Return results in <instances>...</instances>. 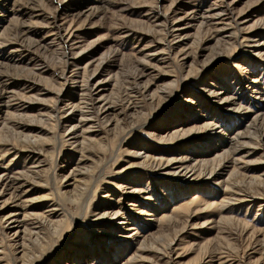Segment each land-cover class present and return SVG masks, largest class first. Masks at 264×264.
<instances>
[{
  "label": "rangeland",
  "instance_id": "1",
  "mask_svg": "<svg viewBox=\"0 0 264 264\" xmlns=\"http://www.w3.org/2000/svg\"><path fill=\"white\" fill-rule=\"evenodd\" d=\"M17 1L29 27L12 34L0 21V92L14 80L0 103V264H264L263 169L222 147L248 120L205 91L233 94L250 114L264 107V0H226L230 25L217 31V18L200 25L192 13L214 0L94 11L90 0ZM254 30L263 57L244 51ZM183 159L196 171L172 174Z\"/></svg>",
  "mask_w": 264,
  "mask_h": 264
},
{
  "label": "bare ground",
  "instance_id": "2",
  "mask_svg": "<svg viewBox=\"0 0 264 264\" xmlns=\"http://www.w3.org/2000/svg\"><path fill=\"white\" fill-rule=\"evenodd\" d=\"M33 1V0H32ZM102 2L104 3L105 0H90V4L86 5V9L88 11H94L98 8V6H93V5H100L102 4ZM106 3V2H105ZM18 4V5H17ZM19 1L17 0H0V21H6V22H9V21H13V24H14V28L12 29V34H16L17 32L19 33V29L20 27L18 26V24L21 26V27H26L28 26L25 22V18L24 16L22 18L20 17H16V15L20 12V11H24L26 10L25 7H22L19 5ZM210 5V4H209ZM14 7L17 9L14 10ZM227 7H229V2H227L226 0H214L212 1V4L210 6H206L204 8L202 7H194L195 9L192 11L193 15L195 16L193 19L196 20V21H199V24L200 25H204L208 22L209 19L211 18H217L218 21H216L214 23V27H215V31H217V27L218 25H224L225 21H226V26L227 25H230V22H229V18H223V16L226 15V11H227ZM61 10L59 7H57L54 11L55 15H58L60 14ZM62 13V12H61ZM10 14H12V16L10 17ZM32 14V13H31ZM30 14V15H31ZM54 15V16H55ZM63 15V14H60V16ZM50 16V15H49ZM58 18V17H57ZM29 19L32 20V16H29ZM29 21V20H28ZM217 22H220V23H217ZM29 23H32L31 21H29ZM57 23V22H56ZM63 26V24H60L56 26L55 30L57 31L56 32V35L58 36V38H60L59 40L62 41V45L64 46L63 49L66 48V50L68 52H71V48L73 47V45H75V43H73V39H72V33L69 34L70 31L67 32V30H65V32L63 34H60L59 31H60V27ZM29 27V26H28ZM177 28V25H175L174 23H166L165 26L162 28L163 30V40H166L168 39V34H170L169 38L172 37V33L174 32V30ZM212 29V28H211ZM28 31V30H27ZM26 33V32H25ZM162 33V32H161ZM262 32H257L256 30H254L250 35H247V34H242V43L244 44L245 48H244V51L247 52L248 54L252 53L251 55H253L254 57L258 58L259 56H262L261 54V47L263 45H260V43L256 42V44L252 43L253 39L255 37H259V36H262L261 34ZM11 34V35H12ZM19 35V34H18ZM25 35V34H24ZM236 35V34H235ZM23 36V34L21 35ZM28 37V36H26ZM0 38H1V33H0ZM13 38V37H12ZM16 38V37H15ZM6 39V38H5ZM26 39V38H25ZM7 40V39H6ZM1 41V39H0ZM167 41V40H166ZM21 43L25 42L24 41V37L20 40ZM170 41H167L166 43V49L167 51H170ZM39 43V42H38ZM59 43V42H58ZM0 44H2V42H0ZM33 44V43H32ZM45 44V43H44ZM43 44V45H44ZM3 45V44H2ZM27 46V45H26ZM50 47V46H49ZM44 48V47H43ZM46 48V47H45ZM47 49V48H46ZM29 50V49H28ZM40 50V49H39ZM61 50V49H60ZM1 54V53H0ZM63 54V53H62ZM66 55V54H65ZM2 56V55H1ZM232 57H236V55L233 53L231 55ZM263 57V56H262ZM30 58V56H29ZM264 58V57H263ZM31 59V58H30ZM29 59V60H30ZM64 60V59H63ZM67 64V63H66ZM17 66V65H16ZM66 68V67H65ZM64 68V69H65ZM237 69L239 71H242L243 69L238 66ZM65 72V70H64ZM4 75V74H3ZM7 75V74H6ZM64 73H62L61 76H63ZM1 76V75H0ZM78 76V75H77ZM7 79L6 81L7 82H4L2 81L3 85L2 87H5L6 91L9 89L10 85H7L8 83L10 84H14V80L12 78V76H8L7 75ZM5 78V77H3ZM69 78V77H68ZM72 78V77H71ZM73 79V78H72ZM78 79V78H77ZM74 80V79H73ZM30 81V80H29ZM82 82V81H81ZM84 82V80H83ZM33 83V82H32ZM31 83V84H32ZM78 83V81L76 82ZM74 84V83H73ZM253 84L255 85V89H256V94L259 95L262 90L261 86H256L258 83L257 81H253ZM27 84L25 83V86ZM29 85V84H28ZM60 85V84H59ZM86 85V84H85ZM84 85V86H85ZM33 86V85H31ZM88 86V85H87ZM86 86V87H87ZM27 87V86H26ZM90 93L91 95H93L95 101L94 102H99V104L101 105L102 102L101 100H99L97 97H95L94 95V92L96 91V89H94L93 86H90ZM81 88V87H80ZM64 89V85L62 84L60 86V88L58 89L59 93L58 94H55V97H58L59 98V95L61 94V92L63 91ZM87 89V88H86ZM89 90V89H87ZM5 91V90H4ZM3 92H0V103H3L4 100L6 99V96L10 93L7 92L6 93ZM208 95L210 96H214L216 98L215 100V103L217 104H225L224 106L227 108V107H230V110L231 112H239V114H241V119L242 120H245L247 119V124H244L243 125V129L240 131V130H235L234 133L232 135H230L229 133H224L223 134V137L222 139H224L225 141H223V144H222V147H225L227 145H232V144H235L233 149L231 150V153H233V157L234 159H232L233 161H235V163H239V162H242L243 164H247V167L249 166L250 168H253L255 170V165L258 166V169L262 168L263 169V173H264V107L263 108H260L258 109L257 112L253 113V114H250V110L242 107L241 103L236 99L234 98L233 94L229 93V94H226V93H220V94H217L216 92H214L213 90H211L210 88H208L207 90ZM255 92V91H254ZM234 93V92H232ZM7 94V95H6ZM6 95V96H5ZM84 95V94H83ZM85 96V95H84ZM256 96V95H255ZM57 98V99H58ZM83 99V98H82ZM259 99V98H258ZM261 99V98H260ZM87 102V101H86ZM39 104V103H38ZM94 105V103H93ZM89 106V105H88ZM88 108V107H87ZM83 110V109H82ZM82 113V112H81ZM83 116V117H82ZM92 115L90 113L88 114H81L80 115V120L81 122L82 121H88V118H90ZM210 127V126H208ZM210 131L212 132H217L219 133V129L217 127H213ZM249 139L250 140V144L253 145V142L255 140V143H254V146L255 148L257 149H260L261 151V162L259 163V165H263V166H259L257 164V161L254 159V160H251L250 159V156L254 153V151H252V149H249V146L251 145H247L245 143V141ZM240 144H243V145H240ZM228 154V153H227ZM223 156H219V159H222ZM250 164V165H248ZM245 167V166H244ZM159 168V167H158ZM194 171H196V168L193 166V167H190L189 164L187 163V160H180L176 163L175 165V170L174 172H172V174L174 175H179V176H184V175H192L194 173ZM201 176H206V178H213L215 177L216 175H213L212 172L208 173V172H205V171H199V173L197 175L194 176V178L197 177V179ZM264 184V181H261L259 182L258 184ZM248 185L249 186H255L256 189L260 190L258 187H256V176H252L250 178V180L248 181ZM232 189H236V187H231ZM237 191H240L238 189H236ZM264 191V189H262ZM234 191V190H233ZM236 192V191H235ZM243 192V191H241ZM257 192V190H256ZM240 193V192H239ZM237 194V193H236ZM242 194V193H241ZM244 195L243 196H240L239 195H234L235 199L234 201H239V199L241 198H245V197H248L246 196L247 194L243 193ZM253 194V193H251ZM229 195V194H228ZM232 197V196H231ZM238 198V199H237ZM240 199V200H241ZM231 202V201H230Z\"/></svg>",
  "mask_w": 264,
  "mask_h": 264
}]
</instances>
